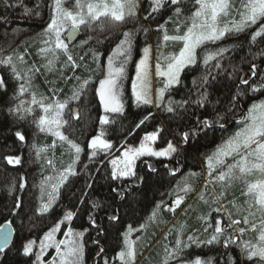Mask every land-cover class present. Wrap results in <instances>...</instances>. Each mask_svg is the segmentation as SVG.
Instances as JSON below:
<instances>
[{"label":"snow or ice","instance_id":"6c2138e0","mask_svg":"<svg viewBox=\"0 0 264 264\" xmlns=\"http://www.w3.org/2000/svg\"><path fill=\"white\" fill-rule=\"evenodd\" d=\"M68 4L71 7H67ZM49 8L50 20L38 34L42 46L38 47L37 55L42 63L39 66L34 62L29 64L25 59L26 55H30L27 52L17 55L15 59L13 55L0 57V66L10 68L12 76L18 82L15 97L18 103L14 107H9L7 111L17 121L28 122L34 125L38 132L55 138L50 145H38L35 142L32 144L36 158L44 160L42 178L38 185L40 213L49 212L57 204L61 198V189L69 177L77 175L76 164L80 161L84 148L63 131L69 124L65 113L67 110L73 119H80L79 108H70L69 105L73 102L81 103L87 98L90 86L95 83L94 76L101 72L103 77L99 79L94 94L98 97V105L102 107L104 114L99 117V132L88 142L87 146L91 150L89 159L96 158L99 154L110 155L116 147L113 141L107 138L108 130L105 126L115 123L111 118L112 114H121L125 110L124 85L129 78L127 69L132 60L136 37L139 31L145 34L149 31L143 25L125 30L120 33L121 38L106 57L98 47H89L77 60L69 45L79 32L85 29L89 32H110L119 25L137 21L140 0H52ZM162 11H171L172 14L163 24L157 26L161 36L156 44L155 76L159 78L161 86L157 89L154 101L152 45L145 43L142 55L135 65V78L131 81V94L137 106L155 104L156 107H162L165 112L173 114L179 109L187 111L189 107L204 109L211 103L209 89L216 80L214 70L222 69L221 61L225 53L234 47L221 46L219 42L248 33L251 43H264V0H149V10L144 19L155 18V14ZM25 14L39 16V11L25 8ZM169 22L174 24L173 34H170L167 28ZM94 39L92 35H88L87 39L80 40L76 46L83 48ZM103 42L96 39L97 45ZM169 45L173 47L178 45V51L166 52ZM86 56H90V62L85 60ZM102 57L105 59L103 64ZM258 57H264V49L253 54L252 59L256 60ZM198 62L202 63L204 71L192 80L196 89L195 99L192 98L190 90L186 99L175 100L171 92L182 84V73L185 69H195ZM41 69H44L45 73H59L58 79L65 85L73 81L69 89L70 95L60 98L64 89L57 85L56 80H46L51 95L38 92L34 87V78L41 73ZM69 69L71 75H65V70ZM77 69H82L87 75H77ZM236 71L237 69L233 68V72L229 74L230 78ZM249 71L248 78L241 76L239 82L235 84V91L228 98V107L224 112L213 109L211 118L195 116V124L188 131L181 133L183 143L195 140L201 133L206 136L207 131L217 127L222 133H226L228 114L241 109L240 101L249 92L261 93L264 97V67L251 63ZM253 77L258 79L250 83ZM6 88L7 82L0 75V89ZM25 95L28 99L23 98ZM216 103L221 102L217 100ZM243 112L244 114L236 121L237 127L222 136L220 143L210 153L204 154L205 183L197 193V201L205 205L208 211L196 217L201 227L193 229L192 234L187 235V239L184 240L183 237L188 231L187 221H178L173 225L164 239L167 240L168 236L175 233L174 240L164 246L161 264H216L215 257L204 259L196 256L194 260L189 259L191 254L186 250L193 245L196 247L214 245L224 249H230V246L235 245L239 249V255L233 257L220 253L221 256H227L225 264H264V98L253 99ZM151 116L152 113L144 116L136 127H140ZM158 134V131L146 134L138 147L121 145L122 154L109 160L112 179L136 177L138 181H143L144 177L137 176L134 171L137 159L144 156L171 158L178 154L179 149L171 141L160 150L150 147V143L157 140ZM15 136L20 142L26 140L21 130H17ZM58 144L71 157L70 162L61 168H57L54 159L47 155L50 151L54 152ZM7 161L9 164L19 165L22 158L7 157ZM148 167L153 172L156 171L152 165L149 164ZM48 170L49 174H44ZM178 171L179 168L171 169L170 174L175 175ZM199 175L200 173L189 172L186 177H182V181L178 182L172 194L174 196L172 204L166 206L168 212L175 213L188 195L195 191L191 180ZM25 184L26 181L21 176L19 189H23ZM236 185H240V196L233 195L229 200V190ZM87 187L91 188L92 185L88 184ZM17 190L14 180L9 186V191ZM112 191L124 199L123 190L113 188ZM162 206L164 202H158L145 222L137 229L131 225L127 226L122 233V247L116 256L120 264H135L136 244L140 237L133 240L131 234L134 231H146L150 224L161 222L158 216ZM21 207L22 202L16 199L11 211ZM91 208L104 212L109 221L120 222L118 209L113 208L112 214L109 215L100 203L93 202ZM189 210H192V205L185 209V216ZM213 213L216 216H213ZM76 214L73 211H64L63 217L43 234L38 245L35 239H30L21 246L23 256L28 258V264H85L83 237L88 229L77 231L66 225V222H70ZM88 221L90 227L97 232V236L107 231L104 226L97 223L94 213L88 215ZM62 225L66 226L64 238L57 239L56 234L61 231ZM248 232L255 233V238L243 239ZM10 236L11 231L0 225V254L6 255L4 250L8 246ZM94 243L99 245V239ZM37 247L38 250L34 251ZM48 249H54L55 255L51 260L45 261L44 256ZM104 251L103 247L99 248V253ZM241 256L243 260L240 259ZM103 264H109V260L105 258Z\"/></svg>","mask_w":264,"mask_h":264},{"label":"trees","instance_id":"16d2710c","mask_svg":"<svg viewBox=\"0 0 264 264\" xmlns=\"http://www.w3.org/2000/svg\"><path fill=\"white\" fill-rule=\"evenodd\" d=\"M148 2L149 0H142L143 5H140L139 19L137 21H129L119 25L110 32H89L85 29L81 31V38L75 44L69 45L73 56L77 60L79 56L87 52L89 47H98L99 51L104 53V57H106L109 50L121 38L120 33L123 31L139 28L141 25L149 29L146 34L143 31H139L136 37L132 60L127 69L129 78L124 85L125 110L121 114H112L111 118L115 120V123L105 126L108 130L107 138L112 140L116 146L110 155L99 154L96 158L89 159L91 150L87 146L91 137L99 132V117L104 114L102 107L98 105V97L94 94L99 79L103 77L102 72L94 76L95 83L90 86L87 98L81 103L73 102L69 105L70 108H74V106L79 108L81 111L80 119H73L66 110L65 118L69 120V124L64 127L63 131L71 139L76 140L84 148V151L81 153L80 161L76 164L77 175L69 177L68 182L61 189L60 200L46 213H40L39 211L40 193L38 189L42 178L41 169L44 165V160L36 158L32 144L33 142L38 145L41 142L51 144L52 137L51 135L38 132L35 126L28 122L17 121L7 111L9 107H14L18 103L15 98L18 82L12 76L10 68L0 66V75L7 82V88L0 89V225L7 221H12L16 228L13 243L4 250L6 255L0 254V264H28V258L23 256L21 246L30 239H35L38 245V242L43 238V234L58 219L63 217L64 211L77 213L70 222H66L67 226L73 227L75 225L82 230L88 229L83 237L85 264H103L105 258L109 260V264H120L116 256L122 247V233L128 225L139 227L151 214L155 205L163 201L164 206L160 209L158 217L165 216L167 224L161 230L159 229L158 235L154 240L142 252L138 253L135 261V264H145L156 245L165 237L167 231H164L171 223V226L175 223V221L173 222L175 217L188 208L195 200L196 197L194 195L199 187L204 185L203 178L206 167L204 154L210 153L220 143L222 136L227 135L237 127L236 121L244 114L243 110L248 107L253 99L264 98L261 93L249 92L240 101L241 109L228 114L229 123L226 125V133H222L217 127L207 131L206 136L201 133L195 140H190L188 143L182 142L181 133L188 131L195 124V116L211 118L213 109L220 112L225 111L228 107V98L235 91V84L239 82L241 76L248 78L250 75L251 63L264 67V57H258L256 60L252 59L253 54L264 49V43L253 44L248 33H242L219 42L221 46L234 45V47L230 48L228 53H225L224 59L221 61L222 69L214 70L216 80L209 89L211 103L204 109L189 107L187 111L179 109L176 114H173L165 112L162 107L158 108L155 104L137 106L135 98L131 94V81L137 59L141 55L142 42H150L154 39L157 44L158 38L161 36V33L157 31V26L163 24L167 17L172 14L171 11H162V13L155 14V18L149 17L145 20L144 17L147 16V10H149ZM51 4L52 0H0V57L25 52L30 53V49L33 50V46L38 43V34L43 31L50 20L51 11L49 5ZM37 5H39L38 9ZM66 6L71 7L70 4ZM25 8L33 9L34 11L38 10L39 16L35 14L26 15ZM167 26L173 29L171 22ZM88 35H92L95 39L83 48L76 46L79 45L80 40L87 39ZM105 37L108 39H105ZM96 39L104 42L97 45ZM216 46L210 45V47ZM178 48L179 46L176 47L175 51H178ZM169 49H171L170 46L166 51L169 52ZM26 56L29 59L28 61L31 62L32 58L30 55ZM104 57L101 60L102 64L105 63ZM85 60L90 62V56H86ZM91 67H95V65H91ZM233 68L237 69V71L230 78L229 74L233 72ZM203 71L204 67L199 62L195 69H185L181 77L182 84L171 92V96L175 100L186 99L191 90L192 98L195 99L196 89L192 84V80L199 77ZM76 74L80 76L87 75L82 69H77ZM58 75L59 73H45L44 69H41V73L34 78L37 90L45 95H51L46 80H56L57 85L64 89L63 93L60 94V98L63 99L65 95H70L69 89L73 81H69L65 85L63 81L58 79ZM65 75H71L70 69L65 70ZM257 79L258 77H253L250 83ZM26 97L23 98L27 99ZM167 98L168 94L165 96L166 100ZM217 100L221 103L217 104ZM149 113H152V116L137 128L136 125L139 121ZM74 129L75 131H73ZM17 130H21L25 134L26 140L24 142H20L15 136ZM150 130L159 132L155 141L156 149H163L171 141L179 149L178 154H174L171 158L144 156L137 159L134 164V171L137 176L144 177L143 181H138L136 177L112 179V168L109 160L122 151L121 145H139ZM47 155L51 158L50 152ZM15 156L22 158L21 164L8 163L7 157ZM54 162L55 165L57 164L56 167L59 168L62 161L54 160ZM149 164L156 171L153 172L148 167ZM174 168H179L180 171L172 175L170 170ZM49 171H45L44 174H49ZM189 172L200 173L197 178L191 180L195 191L188 195L189 201L181 209H178L176 214L168 212L166 206L172 204L174 199L172 194L178 182H181L182 177H186ZM21 176L26 181L23 189H19V178ZM14 180L18 190L10 192L9 186ZM88 184H91L92 187H87ZM113 188L123 190L125 193L124 199H121L117 193L113 192ZM238 189V185H236L234 187V195L236 197L240 196ZM16 199L22 202V207L11 211ZM81 200L84 202L80 203ZM93 202L100 203L109 215L112 214L113 208L118 209L117 214L120 216V222L109 221L104 212L93 210L91 208ZM90 213H94L97 217V223L107 229L100 236H97V232L89 225L88 215ZM214 215L216 214L214 213ZM200 227V222L193 219L187 235L193 229ZM64 231H66V226L62 225L61 231L58 232V239L64 238ZM140 232L135 231L134 234L138 235ZM187 235L183 238L184 240L187 239ZM249 236L253 238L255 233L248 232L243 239H251ZM97 239H99V245L94 243ZM157 239L158 241L151 248ZM100 247L104 248L105 251L103 253H99ZM37 250L38 247L34 249V251ZM186 252L189 254L195 252L204 259L215 257L216 264H225L227 256H221L220 253L230 254L233 257L239 255V249L235 245L230 246V249L214 245H201L200 247L193 245ZM54 255L55 250L48 249L44 260L49 261ZM32 259L34 261L35 257L33 256ZM240 259L243 260L244 258L241 256ZM161 261L162 258L156 260V264H161Z\"/></svg>","mask_w":264,"mask_h":264},{"label":"rangeland","instance_id":"374dc122","mask_svg":"<svg viewBox=\"0 0 264 264\" xmlns=\"http://www.w3.org/2000/svg\"><path fill=\"white\" fill-rule=\"evenodd\" d=\"M140 5H143V3H142V0H140ZM148 6H149V2H148ZM67 7H69V6H67ZM173 20H175V17H173ZM172 23V22H171ZM173 24V23H172ZM173 27H174V24H173ZM167 28H168V30H169V33L170 34H173L172 33V28H169V26H167ZM145 43H147V44H151L152 45V60H151V63H152V66H153V68H152V97H153V100L155 101V98H156V92H157V89L161 86L160 84H159V82H158V80H159V78H157L156 76H155V63H156V55H157V53H156V43H155V40L154 39H152V41H150V42H142V46H141V55H142V49H143V47H144V45H145ZM40 46H42V45H40V37L38 38V43H37V45H35V46H33V50H31L30 49V57L32 58V61L30 62V61H28L29 59L27 58V56L25 57V59L28 61V63L29 64H32L33 62L37 65V66H39L41 63H42V61H41V59H40V57L37 55V49H38V47H40ZM170 47H171V49H169V52H172V51H175V49H176V47L178 46H175V47H173L172 45H169ZM167 50V49H166ZM165 50V51H166ZM167 52V51H166ZM19 54H21V53H18V54H16V55H13V58L15 59V57L17 56V55H19ZM140 55V56H141ZM140 56H139V58L137 59V61L140 59ZM62 58V57H61ZM63 59V58H62ZM45 72V71H44ZM181 77H182V75H181ZM135 78V72H134V75H133V79ZM158 83V84H157ZM34 87H35V89L37 90V87H36V83H34ZM38 92H39V90H37ZM25 96H27V95H25ZM27 99H28V96L26 97ZM154 131H156V130H150L148 133H151V132H154ZM147 133V134H148ZM52 137V136H51ZM55 138L54 137H52V141L54 140ZM40 145H50V144H48V143H46V142H41V144ZM139 145H137V146H133V147H138ZM150 147H152V148H154L155 150H158V149H156L155 148V142H151L150 143V145H149ZM50 153H51V158H54V160H60V161H62L61 162V164L59 165V168H61V167H63V166H66L69 162H70V159H71V157L69 156V155H67L65 152H64V149L63 148H61L60 146H59V144L57 145V147H56V149L54 150V152H52V151H50ZM122 154V151L119 153V154H117L116 156H120ZM115 156V157H116ZM55 166H57V164L55 165ZM203 183H205V176H204V178H203ZM202 187H203V185H201L200 187H199V189L197 190V192L195 193V195H194V197H196L195 198V200L190 204V205H192V210H189L188 211V213H187V216H185V211L183 212V211H181L176 217H175V219L173 220V222L175 221V223L173 224V225H175V224H177V222L178 221H181V222H183V221H187V224H188V230H189V226L193 223V219H195V221H197V219H196V217H197V215L198 214H202V213H205V212H207L208 211V208L205 206V205H203L202 203H199L198 201H197V193H199L200 191H201V189H202ZM238 190H239V192H240V185H238ZM211 189H209V191H210ZM217 192H219V188H217ZM229 192H230V194L228 195V199H230V198H232L233 197V195H234V188L233 189H230L229 190ZM181 195H183V193H180ZM193 197V198H194ZM189 200H188V197H187V199L185 200V202L180 206V208H178V209H181L187 202H188ZM178 209L175 211V213L174 214H176L177 213V211H178ZM188 209V208H187ZM183 212V213H182ZM182 213V215L180 216V214ZM178 216H179V218H178ZM213 216H216V215H214V213H213ZM158 220L159 221H161V222H159V223H152V224H150L148 227H147V230L146 231H144V230H142L138 235H135L134 233H135V231L131 234V239H133V240H136L137 239V237L139 236L140 237V240L137 242V244H136V249H137V256H136V259H137V257H138V253H140V252H142L143 251V249L144 248H146V246H148L151 242H152V240H154V238L158 235L157 233H158V230L160 229H162L164 226H166V224H167V218L165 217V216H160V217H158ZM166 222V223H165ZM198 222V221H197ZM172 224V223H171ZM171 224L167 227V229L164 231V232H166V233H168V231H169V229L170 228H172V226H171ZM132 226V225H131ZM171 226V227H170ZM134 229H137L138 227H135V226H132ZM73 229H75V230H77V231H81L82 229L81 228H79V227H77V226H75V225H73V227H72ZM188 232V231H187ZM190 234H192V231L191 232H189ZM189 234V235H190ZM166 235V234H165ZM187 235V233L185 234V236ZM174 236H175V233L172 235V236H168V239L167 240H165L164 238L156 245V247L154 248V250H153V252L150 254V256L147 258V260H146V262H145V264H156V260H158V259H160V258H162L163 259V256H164V246L166 245V244H170L173 240H174ZM184 236V237H185ZM255 236H256V234H255ZM255 236L253 237V238H251L250 236V238L251 239H254L255 238ZM161 237V236H160ZM159 237V238H160ZM183 237V238H184ZM56 238L58 239V233L56 234ZM158 238V239H159ZM158 239L153 243V245L151 246V248L156 244V242L158 241ZM39 243V242H38ZM150 248V249H151ZM149 249V250H150ZM148 250V251H149ZM148 251H147V253H148ZM146 253V254H147ZM145 254V255H146ZM191 255L188 257L189 259H195L196 258V256H199L197 253H195V252H193V253H190ZM144 255V256H145ZM136 261V260H135Z\"/></svg>","mask_w":264,"mask_h":264},{"label":"water","instance_id":"95a60500","mask_svg":"<svg viewBox=\"0 0 264 264\" xmlns=\"http://www.w3.org/2000/svg\"><path fill=\"white\" fill-rule=\"evenodd\" d=\"M80 38H81V32H79L77 34L76 39L73 40L70 44H75ZM74 108H77V107L74 106ZM2 225L11 231V236L9 237V242H8V246H7V248H8L14 241L16 228H15V225L12 221H7V222L3 223ZM7 248H5V249H7Z\"/></svg>","mask_w":264,"mask_h":264}]
</instances>
